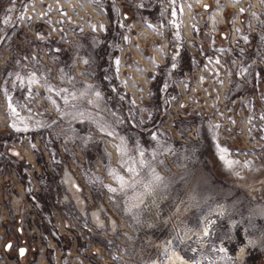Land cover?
<instances>
[{
  "label": "rangeland",
  "instance_id": "obj_1",
  "mask_svg": "<svg viewBox=\"0 0 264 264\" xmlns=\"http://www.w3.org/2000/svg\"><path fill=\"white\" fill-rule=\"evenodd\" d=\"M85 162L163 167L190 263L264 264V0H0V216L30 248V193L51 210L57 167Z\"/></svg>",
  "mask_w": 264,
  "mask_h": 264
},
{
  "label": "built area",
  "instance_id": "obj_2",
  "mask_svg": "<svg viewBox=\"0 0 264 264\" xmlns=\"http://www.w3.org/2000/svg\"><path fill=\"white\" fill-rule=\"evenodd\" d=\"M7 153L20 156L16 148ZM50 168L37 169L36 191L48 184ZM57 168L59 183L49 201L51 210H43L35 192L30 193L35 207L29 208L28 217L39 229V244L31 250L51 242L53 264H168L173 254L196 259V248L190 247L193 237L202 239L197 235L200 228L189 225L186 197L169 184L163 167H87L85 162ZM5 174L0 167V184L10 186L7 175L1 180ZM250 241L246 238L243 250L262 246L256 237Z\"/></svg>",
  "mask_w": 264,
  "mask_h": 264
},
{
  "label": "crops",
  "instance_id": "obj_3",
  "mask_svg": "<svg viewBox=\"0 0 264 264\" xmlns=\"http://www.w3.org/2000/svg\"><path fill=\"white\" fill-rule=\"evenodd\" d=\"M31 240L25 233L17 232L13 220L0 216V264H50L53 244L43 245L38 253H33Z\"/></svg>",
  "mask_w": 264,
  "mask_h": 264
},
{
  "label": "bare ground",
  "instance_id": "obj_4",
  "mask_svg": "<svg viewBox=\"0 0 264 264\" xmlns=\"http://www.w3.org/2000/svg\"><path fill=\"white\" fill-rule=\"evenodd\" d=\"M173 264H193V263H190L189 261L187 260H183L181 259L179 256H175L174 259H173Z\"/></svg>",
  "mask_w": 264,
  "mask_h": 264
},
{
  "label": "water",
  "instance_id": "obj_5",
  "mask_svg": "<svg viewBox=\"0 0 264 264\" xmlns=\"http://www.w3.org/2000/svg\"><path fill=\"white\" fill-rule=\"evenodd\" d=\"M20 253L22 254V251H20Z\"/></svg>",
  "mask_w": 264,
  "mask_h": 264
}]
</instances>
